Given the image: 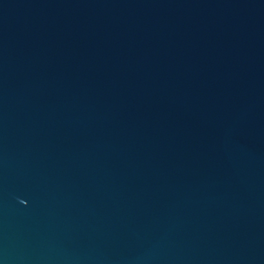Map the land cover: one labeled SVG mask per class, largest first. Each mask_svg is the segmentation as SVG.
I'll list each match as a JSON object with an SVG mask.
<instances>
[{"label": "water", "instance_id": "water-1", "mask_svg": "<svg viewBox=\"0 0 264 264\" xmlns=\"http://www.w3.org/2000/svg\"><path fill=\"white\" fill-rule=\"evenodd\" d=\"M0 264H264V0H0Z\"/></svg>", "mask_w": 264, "mask_h": 264}]
</instances>
